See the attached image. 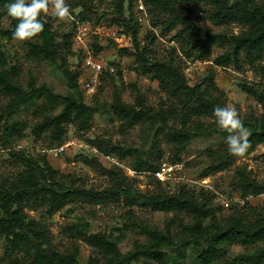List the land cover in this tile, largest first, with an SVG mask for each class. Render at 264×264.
<instances>
[{"label":"trees","instance_id":"trees-1","mask_svg":"<svg viewBox=\"0 0 264 264\" xmlns=\"http://www.w3.org/2000/svg\"><path fill=\"white\" fill-rule=\"evenodd\" d=\"M74 8L81 7L82 16L90 10L85 0H68ZM140 0H137V2ZM142 1V0H141ZM9 0H0V8L5 10ZM134 0H112L116 20L131 33L137 43L138 28L134 24L133 14L126 17ZM146 7L155 16V27L167 32L176 31L174 39L184 54H194L201 61L210 60L215 48L223 53L214 58L213 63L220 68L234 67L240 71L243 65H249L261 81H264V0H144ZM204 4L209 8L208 20L217 27H241L238 34L213 33L196 24L185 9L190 5ZM12 19L15 27L16 21ZM44 30L40 34L41 43L30 44V55L39 60L56 63L60 59L59 49L49 24L43 22ZM74 34L65 37L64 45L68 52L75 50ZM135 46L136 71L141 75H150L159 85V89L168 99L169 104L155 109L148 106L145 97L134 86L135 104L128 105L120 94L116 95L111 110L116 118L129 126H146L150 130L159 129L165 133L167 142L176 151V156L185 153L194 139L211 133H226L217 127L213 117L216 106L223 107L224 96L213 84L191 86L182 69L173 61L149 59L147 50ZM116 73L105 71L103 79L123 77L117 63H110ZM75 91L72 95L58 96L44 89L26 91L14 81L12 71L0 64V92L9 100L8 111L13 113L21 104L36 98L43 99L40 108V121L32 127V134L42 139L48 134L53 142H60L66 135V127L75 124L78 131L89 129L96 107L85 101L82 85L78 79L64 70ZM103 81V80H102ZM243 91L264 106V91L259 86H242ZM35 89V88H34ZM57 109L59 111L57 112ZM11 114L0 115V142L3 146L12 144L14 137H20L24 126L19 122L11 123ZM178 122L179 128L171 127L170 122ZM249 136L251 147L244 156L264 144V116L255 123ZM95 149L99 156L92 159L93 164L102 167L110 177L112 187L101 192H94L77 187H67L62 178L46 160H34L24 155L17 158L22 170L12 181L0 183V238L6 239L5 258L9 264H21L18 255L28 258V264H79L78 251L72 249L61 253L53 249L47 233L39 225L27 219L24 209L45 208L48 215L63 210L76 203L100 205L116 202L122 196L132 194L143 206L154 212L176 213L189 217V223L176 221L168 224L164 231L145 229V244H136L134 250L122 255L119 244L104 234H87L84 230L74 229L81 240L97 249L106 258V264H123L128 259L139 261L146 259L151 264H186L185 260L173 258L168 252L178 246L191 247V258L197 264H264V208L253 207L250 198L264 195V184L258 182L243 168H236L231 187L241 194L242 207L232 208V213L219 218L207 190L196 192L187 187L177 193L167 195L155 193L150 196L134 194L132 186L121 167L105 169L100 156H116L124 165L137 173H155L158 168L144 158L135 149H126L110 143H97ZM209 157L217 164L211 173H220L234 165V158L227 148L211 151ZM91 162V163H92ZM128 163V165L125 164ZM132 180V179H131ZM174 230L178 231L179 240L175 241ZM234 247L245 249L243 254L231 258L229 252ZM89 264H95L91 261Z\"/></svg>","mask_w":264,"mask_h":264},{"label":"rangeland","instance_id":"rangeland-1","mask_svg":"<svg viewBox=\"0 0 264 264\" xmlns=\"http://www.w3.org/2000/svg\"><path fill=\"white\" fill-rule=\"evenodd\" d=\"M90 10L81 15V7L74 8L72 4L71 19L59 20L50 7L47 13L42 14L43 22L50 25L59 49L60 59L56 63L39 60L30 55V44L41 43V36L36 42H20L12 38L15 27L6 11L0 8V64L12 71L14 81L26 91L31 92L44 89L53 95L68 96L75 93L65 75V69L78 79L84 90L86 71L83 67L82 55L72 50L68 52L64 43L65 37L76 33L79 25H86L90 31L88 41L94 54H101L105 66L110 63L117 65L125 60V76L119 79L107 77L101 82L98 92L85 102L95 105L96 112L89 129L78 131L75 124L66 127V135L60 142H53L48 134L37 139L32 134V127L40 121V108L43 99L36 98L18 106L13 113L8 111L10 100L0 92V115L11 114L9 122H19L24 126L20 137H14L12 144L3 146L0 142V183L12 181L22 170L17 158L13 155H24L31 159L46 160L51 168L62 178L67 187H77L94 192H101L112 187L110 177L100 166L93 164L92 159L98 157L94 152L97 143H110L126 149L137 150L144 158L159 168L163 163H177L182 165L178 174L181 180L161 182L153 173H138L133 170L121 169L129 177L130 186L134 194L150 196L155 193L172 195L182 187L193 189L196 192L207 190L214 209L219 218L232 213V208L244 205L241 194L231 187L234 170L243 168L251 178L264 184V144L258 146L248 156H233L234 165L220 173H210L216 162L209 157L211 151L227 148L226 133H211L193 140L188 150L176 156L174 148L168 144L165 133L159 129L150 130L146 126H129L119 121L111 110V104L116 95L120 94L122 101L134 105L136 95L134 86L145 97L148 106L160 109L169 104L164 93L159 89L157 81L150 75H141L136 71V44L147 50V57L156 60L173 61L182 69V72L191 86L198 84H213L223 93L222 102L225 105H234L244 125L251 134L250 123H255L264 116V106L254 97L243 91L244 86H259L264 91V81H261L249 65H243L240 71L234 67L220 68L214 65L215 57L223 53L222 49L215 48L213 57L201 61L194 54L186 55L174 39L176 31L167 32L161 27H155V16L146 7V15L137 11V0H134L126 17L133 14L134 24L138 28L137 43L131 33L113 21L116 20L112 0H85ZM51 4V0H50ZM209 8L204 4L190 5L185 13L192 20L213 33L238 34L241 27H217L208 20ZM143 18V20H141ZM74 38V37H73ZM123 64V63H122ZM113 67V66H110ZM35 88V89H34ZM85 95V94H84ZM59 109H57V112ZM171 127L179 128L178 122H170ZM80 143L77 148H68L67 144ZM67 149L61 155H55V149L63 146ZM69 145V144H68ZM102 166L110 170L114 165L99 157ZM92 162V163H91ZM128 165L127 162H125ZM116 167V166H115ZM119 168V167H118ZM130 169V167H129ZM177 177V178H178ZM132 179V180H131ZM249 204L253 207L264 208V195L250 198ZM24 213L28 220L36 222L46 231L53 249L66 253L72 249L78 251L79 264H106V258L97 249L91 247L75 234L74 229L84 230L87 234H104L110 240L119 244L122 255L126 256L134 250L136 244H145L147 236L145 229L164 231L168 224L176 221L189 223V217L176 213L154 212L143 206L135 195L128 198L122 196L116 202H105L100 205L76 203L63 210L48 215L45 208H25ZM1 216V213H0ZM175 241L179 240L178 231L174 230ZM6 239L0 238V264H9L5 258ZM245 249L234 247L229 256L234 258L243 254ZM194 251L191 247L178 246L168 252L173 258L185 260L186 264H197L191 256ZM21 264H28V258L18 255ZM123 264H151L146 259L130 261Z\"/></svg>","mask_w":264,"mask_h":264},{"label":"clouds","instance_id":"clouds-1","mask_svg":"<svg viewBox=\"0 0 264 264\" xmlns=\"http://www.w3.org/2000/svg\"><path fill=\"white\" fill-rule=\"evenodd\" d=\"M59 20L71 19V9L67 0H9L5 5L8 17L16 21L12 38L20 42H36L44 30L41 16L50 9ZM213 117L218 128L227 132L225 144L229 153L244 156L251 147L249 129L244 125L240 113L234 105L216 106Z\"/></svg>","mask_w":264,"mask_h":264},{"label":"built area","instance_id":"built-area-1","mask_svg":"<svg viewBox=\"0 0 264 264\" xmlns=\"http://www.w3.org/2000/svg\"><path fill=\"white\" fill-rule=\"evenodd\" d=\"M137 11L146 15V9L144 3L140 0L137 2ZM143 20V18L141 19ZM90 39V31L86 25H79L77 27L76 33L73 38V45L75 51L82 55L83 67L86 71V79L84 82V94L86 98L92 99L98 92L99 86L103 80V75L105 71L113 74L116 73L117 69L115 67H107L102 60L103 57L101 54H94L88 43ZM125 60L118 62V65L122 71L123 76H125L126 67ZM123 63V64H122ZM69 144V145H68ZM67 144L68 148H77L80 147L77 142H70ZM64 145L55 149V155H61L67 150ZM96 155H99L98 150L94 148ZM103 160H106L112 163L114 166L121 167L122 169L131 170L127 168L124 163L116 156H100ZM182 165L177 163H163L158 170L153 173L154 176L161 182H172L174 180L182 179L178 177V174L182 171ZM135 174L137 172L133 171ZM178 177V178H177Z\"/></svg>","mask_w":264,"mask_h":264}]
</instances>
